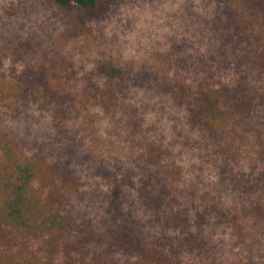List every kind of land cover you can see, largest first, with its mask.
<instances>
[{"label":"trees","instance_id":"obj_1","mask_svg":"<svg viewBox=\"0 0 264 264\" xmlns=\"http://www.w3.org/2000/svg\"><path fill=\"white\" fill-rule=\"evenodd\" d=\"M52 1L61 8L75 6L89 13L97 11L105 0ZM206 34V50L195 49L189 58L176 61L175 67L186 69L189 75L174 79L170 89L168 82L164 84L167 88L162 84L156 88L169 92L172 103L183 112V121L177 118L172 130L174 146L178 145V139H184L183 147L199 159L200 164L190 167L194 183L187 189L179 186L184 168L175 164L176 158L169 146L161 145L164 129L160 139L146 138L135 144L137 152L133 158H125L127 164L116 163L110 169H133L121 175L120 186H128L127 194L134 196V204H141L138 210H143L148 222L166 226L180 222V215L188 210L177 207L191 201L194 209H203L197 213L200 221L211 213L220 215L243 239L237 209L224 208L216 201L222 197L220 191L216 197L198 192L208 171L217 169L214 187H221L222 192L244 201L241 204L244 215L252 216L256 224L264 222V0H227L224 8L219 6L212 12ZM103 68L113 78L124 75L120 67L105 65ZM164 76L166 80L170 78ZM41 96L38 90H16L0 73V264H85L83 257L87 252L107 254L121 249L129 256L128 264H177L173 259L177 253L162 248L172 241L166 230L154 240L126 233L125 223L134 219L131 207L125 211V206L120 205V194L126 195L122 189L118 192L114 189L108 195L106 215L100 221L113 233L109 243L78 220L70 200L80 199L85 192L80 190L79 177L75 176L71 161L82 164L83 158L63 155L57 146L36 144L39 146L36 150L27 147L30 144L26 139L14 136L6 125L7 106L18 111L19 102L37 101ZM91 96L68 90L45 95L47 104L53 105L55 112L62 110V119L68 111L82 116L90 100L98 98L108 110L115 129L125 124L131 136L161 131L152 125L145 128L135 114L126 112L128 121L124 116L116 117L112 113V108L119 106L115 94L103 92ZM54 117L61 121L57 113ZM83 121L87 130L89 116L84 115ZM55 125L58 129L55 133L61 140L69 131L63 130L59 122ZM73 133L75 137V133L79 134L74 130ZM75 137L72 138L76 141ZM251 144L256 148L253 155ZM89 158L85 156L86 160L94 159ZM94 161L96 169H107L98 156ZM133 176H138L135 184L131 181ZM108 223L112 226L108 227ZM260 234L264 235V225ZM94 241L98 245H93Z\"/></svg>","mask_w":264,"mask_h":264},{"label":"rangeland","instance_id":"obj_2","mask_svg":"<svg viewBox=\"0 0 264 264\" xmlns=\"http://www.w3.org/2000/svg\"><path fill=\"white\" fill-rule=\"evenodd\" d=\"M226 2L105 0L97 11L88 13L75 6L61 8L52 0H0V73L16 90H38L42 94L37 101L19 102L18 111L7 106L6 125L14 136L26 139L31 145L27 147L36 150L39 147L36 144L57 146L63 155L83 158L82 164L71 161L75 176L79 177L80 190L85 192L80 199L70 200L72 211L89 230L104 236L106 244L113 239V233L100 221L103 222L106 215L108 195H112L114 189L116 192L122 189L126 195L120 194V205L125 206V211L131 207L134 219L125 223L126 233L154 240L166 230L172 241L162 248L177 253L176 259L172 257L177 264H246L250 261L264 264V235L260 234L264 222L256 224L252 216L244 215L241 208L244 201L222 192L221 187H214L218 180L217 169L208 171L198 193L208 192L216 197L220 191L222 197L216 201L224 208L237 209L243 239L220 215L211 213L200 221L197 213L203 209H194L191 201L177 207L188 210L180 215V222L175 221L170 226L148 222L143 210H138L141 204H134V196L127 194L128 186H120L121 175L133 169H110L116 163L127 164L125 158H133L137 152L135 144L146 138L160 139L159 134L164 129L161 145L169 146L175 155V164L184 168L179 186L187 189L194 183L190 167L200 164L199 159L189 148L183 147L184 139H178V145L174 146L172 130L176 121H183V112L172 103L169 92L166 94L156 88L157 84L168 82L170 89L174 79L189 75L186 69L175 67L176 61L189 58L195 49H207L208 19L219 6L224 8ZM105 65L122 68L123 77L113 78L106 73ZM185 67H189V62ZM164 75L170 78L166 80ZM55 90L87 93L91 97L103 92L115 94L119 106L113 107L112 113L116 117H123L126 112L135 114L145 128L152 125L161 131L131 136L125 124L115 129L108 110L98 98L90 100L82 116L68 111L62 119V110L55 112L54 106L46 102L45 95ZM161 99L164 101L159 105ZM55 113L61 121L54 117ZM84 115L90 118L87 130ZM126 119L128 121L124 116ZM58 122L63 130L69 131L61 140L55 133ZM73 130L79 132L75 133L76 137ZM255 149L251 144L252 155ZM85 156L94 159L89 161ZM97 156L107 169H96ZM131 181L135 184L138 176H133ZM194 202L200 204V201ZM111 226L108 223V227ZM92 244L98 245L95 241ZM83 258L85 264L130 263L124 249L107 254L87 252Z\"/></svg>","mask_w":264,"mask_h":264}]
</instances>
